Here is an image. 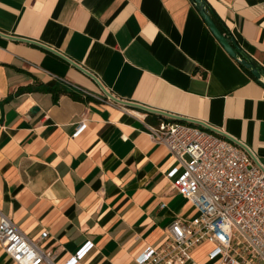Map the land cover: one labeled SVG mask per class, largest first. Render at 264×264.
I'll return each instance as SVG.
<instances>
[{
	"label": "crops",
	"instance_id": "1",
	"mask_svg": "<svg viewBox=\"0 0 264 264\" xmlns=\"http://www.w3.org/2000/svg\"><path fill=\"white\" fill-rule=\"evenodd\" d=\"M205 1L264 69V0ZM143 107L203 122L264 164V87L193 0H0V219L38 240L52 264L90 243L76 264H135L160 247L173 222L199 213L173 190L175 159L149 134L169 116ZM213 249L202 245L194 260L209 264ZM0 264H16L1 246Z\"/></svg>",
	"mask_w": 264,
	"mask_h": 264
},
{
	"label": "built area",
	"instance_id": "2",
	"mask_svg": "<svg viewBox=\"0 0 264 264\" xmlns=\"http://www.w3.org/2000/svg\"><path fill=\"white\" fill-rule=\"evenodd\" d=\"M85 128L81 120L73 137ZM148 128L175 159L166 175L173 190L199 214L173 222L164 243L146 248L135 264H199L193 253L204 244L214 246L209 264H264V164L240 141L198 124L165 117ZM46 238L48 232L42 233L40 239ZM0 246L16 264H52L53 254L6 216L0 219ZM92 247L87 244L67 264Z\"/></svg>",
	"mask_w": 264,
	"mask_h": 264
},
{
	"label": "water",
	"instance_id": "3",
	"mask_svg": "<svg viewBox=\"0 0 264 264\" xmlns=\"http://www.w3.org/2000/svg\"><path fill=\"white\" fill-rule=\"evenodd\" d=\"M195 6L198 8L202 18L204 19V21L206 22L207 26L209 27V29L211 30V32L213 33V35L216 37V39L218 40V42L221 44V46L225 49V51L234 59L236 60L241 66H243L248 72H250L254 78H256L258 80L259 83H261V85L264 87V69H262L260 66H258L253 60L252 58L246 54L241 47L239 46L238 42L232 37V36H226L222 33V31L220 30V28L217 26V24L214 22V20L212 19V17L210 16L208 10H207V3L205 0H193ZM16 39V38H13ZM16 40H20V39H16ZM24 41V40H22ZM29 43H33L36 44L35 42H30ZM39 45V44H38ZM76 65V64H74ZM78 66V65H76ZM103 89V91L113 100L118 101L120 103H123L125 105H133L127 102H122L120 100H118L117 98H115L112 94H110L103 86L102 84L99 82V80L94 77L92 74H89ZM137 106V105H136ZM138 107H142V106H138ZM147 111H150L152 113H157L159 115L162 116H169L170 118L176 119V120H180L182 122H189V123H194V124H198L201 126L206 127L208 130H211L215 133H218L220 135L223 136H227L225 134H223L222 132H220L219 130L212 128L211 126L203 123V122H198V121H194V120H189L186 118H180V117H176L173 116L171 114H166L163 112H159V111H155V110H149L147 108H144ZM35 110H39V108H35ZM229 137V136H227ZM246 147V146H244ZM247 149V148H246ZM248 151V149H247Z\"/></svg>",
	"mask_w": 264,
	"mask_h": 264
},
{
	"label": "trees",
	"instance_id": "4",
	"mask_svg": "<svg viewBox=\"0 0 264 264\" xmlns=\"http://www.w3.org/2000/svg\"><path fill=\"white\" fill-rule=\"evenodd\" d=\"M48 92L54 94L56 97H59L60 95H64V94H67V95H70L72 98H75V99H83L80 95H78L77 93H74V92H69L67 90H64V89H61L59 87H55V88H49L47 89Z\"/></svg>",
	"mask_w": 264,
	"mask_h": 264
}]
</instances>
